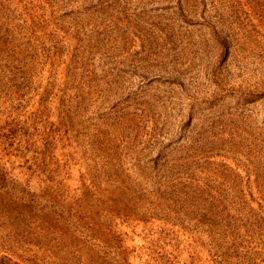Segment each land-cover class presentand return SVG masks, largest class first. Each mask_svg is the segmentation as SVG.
I'll return each instance as SVG.
<instances>
[{
	"label": "rangeland",
	"instance_id": "rangeland-1",
	"mask_svg": "<svg viewBox=\"0 0 264 264\" xmlns=\"http://www.w3.org/2000/svg\"><path fill=\"white\" fill-rule=\"evenodd\" d=\"M260 75L264 0H0V264H74L81 246L128 264L217 256L161 198L182 180L264 209ZM118 187L125 207L106 212ZM82 193L107 243L59 240V210ZM17 198L35 207L17 213ZM260 237L240 240L238 264H264Z\"/></svg>",
	"mask_w": 264,
	"mask_h": 264
},
{
	"label": "trees",
	"instance_id": "trees-1",
	"mask_svg": "<svg viewBox=\"0 0 264 264\" xmlns=\"http://www.w3.org/2000/svg\"><path fill=\"white\" fill-rule=\"evenodd\" d=\"M224 51L226 52L225 49ZM259 83L262 88H260V91L257 92V98L262 99L264 97L263 75L259 76ZM154 162L155 164L157 163V161ZM155 164L153 166L157 167ZM195 169L190 167L189 171H185L184 174H192L189 172ZM12 179L14 180L13 182L15 185L20 188L23 184L32 185L36 182L35 180L28 177L25 178L13 176ZM181 181L182 180H167L166 184L168 190L166 191V195L168 199L166 200L164 195H162L163 197L161 198V202L164 204V209L168 208V206H165L167 203H172L171 205L179 206L177 211H175V208L169 205L171 206L174 215L171 214L172 216H170L167 213L166 216L168 221H178L176 225L181 227L182 232L188 233L187 237L189 238L187 240H211L209 249H218L217 251L219 254L214 258L208 257L207 262L204 264H238V256L236 254H238L239 250L241 249L240 240H249L246 239V237L253 235L256 232H261L260 239L264 238V227L257 225L258 220H261L264 217V215L262 217V214H264L263 207L260 206L261 209L253 208L248 199L238 200L236 203L231 202V204L230 202L225 201L222 194L214 195L203 187L200 190L194 189L196 192H193L192 190H177L178 185L181 184ZM42 195L52 198V195L48 193ZM36 196L37 199L41 198L39 194ZM123 196H125V190H121L118 187V190L115 193H112L109 196L101 197L102 200H100L98 203L105 201L106 208L104 206H100L98 209L104 207L106 212H118L116 210L121 208L124 209L126 203H120V200H123ZM130 201L135 203V199L132 195L128 198V202ZM258 203L259 202H257V204ZM91 205H93V203L90 202L87 193H82L80 196H78V198L69 200L68 206L65 208L67 213L60 208L58 219L60 215L62 221V226L60 228H63L60 231H64L61 232L59 240H79L88 245L87 240H106L111 238V231H106L111 229L107 226V218L105 217V222H102L100 220V216L102 215H99L98 218L96 217V219L91 216L94 211L92 210ZM34 207L35 206L32 207L30 202L26 201L24 198L15 199L12 206L13 211L15 212H17V208H19L17 213L30 208L32 209ZM160 211L162 213H166V210ZM245 212L247 215L246 217H243ZM191 217H193L197 223L195 225L196 228L193 226L194 232L191 231V225H189V227L183 225L184 219L188 218L191 220ZM242 217L246 218L244 223H242ZM96 234L97 236H95ZM113 239L115 240V238ZM107 241L108 240H106V243ZM190 244L191 246L189 249L195 251L197 248L202 247L203 242H191ZM80 252L81 254L78 256L77 260H75L74 264H128L126 262V258L128 256L125 254L124 250L122 255H117V258L106 253L100 254L97 250L93 252L85 246H81ZM195 255L196 254L194 252L191 253L188 260L178 258L177 264H196L198 261ZM140 264L170 263L169 260L165 258L145 255L140 259Z\"/></svg>",
	"mask_w": 264,
	"mask_h": 264
}]
</instances>
